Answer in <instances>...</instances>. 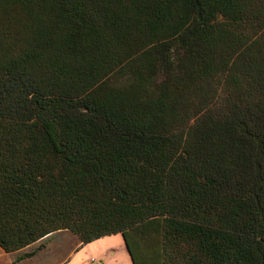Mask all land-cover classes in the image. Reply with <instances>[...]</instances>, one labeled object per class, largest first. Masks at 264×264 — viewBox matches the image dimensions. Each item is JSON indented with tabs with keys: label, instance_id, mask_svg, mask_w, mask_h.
I'll use <instances>...</instances> for the list:
<instances>
[{
	"label": "trees",
	"instance_id": "trees-1",
	"mask_svg": "<svg viewBox=\"0 0 264 264\" xmlns=\"http://www.w3.org/2000/svg\"><path fill=\"white\" fill-rule=\"evenodd\" d=\"M60 229L264 264V0H0V247Z\"/></svg>",
	"mask_w": 264,
	"mask_h": 264
},
{
	"label": "rangeland",
	"instance_id": "rangeland-1",
	"mask_svg": "<svg viewBox=\"0 0 264 264\" xmlns=\"http://www.w3.org/2000/svg\"><path fill=\"white\" fill-rule=\"evenodd\" d=\"M58 248L50 256L55 258L60 252H67L76 243V236L70 231L58 234ZM79 245V243H78ZM75 245L63 264H131L121 234L114 233ZM78 246V247H77Z\"/></svg>",
	"mask_w": 264,
	"mask_h": 264
},
{
	"label": "crops",
	"instance_id": "crops-1",
	"mask_svg": "<svg viewBox=\"0 0 264 264\" xmlns=\"http://www.w3.org/2000/svg\"><path fill=\"white\" fill-rule=\"evenodd\" d=\"M62 231H65V229L56 230L46 237L40 238L30 244H26L12 251H5L2 247H0V264H63L66 256L72 252L74 246L78 245V242L76 241L72 247H69L66 253L63 252V250L57 254V256H54L55 258L50 257L58 248L59 240L57 241V238L58 234ZM29 251H31V254L23 255L24 252Z\"/></svg>",
	"mask_w": 264,
	"mask_h": 264
}]
</instances>
